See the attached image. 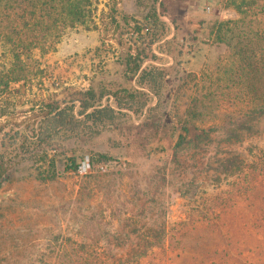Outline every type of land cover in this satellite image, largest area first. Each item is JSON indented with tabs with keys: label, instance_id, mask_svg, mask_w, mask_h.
Returning <instances> with one entry per match:
<instances>
[{
	"label": "rangeland",
	"instance_id": "374dc122",
	"mask_svg": "<svg viewBox=\"0 0 264 264\" xmlns=\"http://www.w3.org/2000/svg\"><path fill=\"white\" fill-rule=\"evenodd\" d=\"M117 1L120 11L142 24L155 11L158 20L148 19L157 24L158 38L140 69L156 71L161 83L141 89L146 98L140 108L92 138L66 144L79 164L76 172L41 182L20 169L2 183L0 264L74 263L66 254L80 245L125 255L142 230L159 226L173 237L177 223L196 215L203 200L230 198L233 179L219 172L228 151L249 159L252 149H264V117L254 131L230 142L224 134L226 117L241 102L234 80L223 72L229 53L215 32L219 22L239 19L237 11L226 0ZM103 34L67 30L41 62L59 65L71 85L86 86L85 75L116 79L123 73L120 48L101 45ZM216 187L222 192L212 195ZM153 253L161 255L157 248Z\"/></svg>",
	"mask_w": 264,
	"mask_h": 264
},
{
	"label": "trees",
	"instance_id": "16d2710c",
	"mask_svg": "<svg viewBox=\"0 0 264 264\" xmlns=\"http://www.w3.org/2000/svg\"><path fill=\"white\" fill-rule=\"evenodd\" d=\"M226 3L240 15L219 22L215 32L229 53L223 72L234 80L241 102L225 120L230 142L243 131H254L264 117V0ZM148 18L158 20L153 11L142 24L120 11L117 0H0V186L20 169L41 182L76 172L79 164L66 144L99 134L144 104L142 88L159 87L156 71L140 69L158 38L157 24ZM79 27L104 32L101 45L120 48L123 73L118 78L85 75L87 85L76 86L66 82L56 63L42 64L66 31ZM228 152L219 172L233 179L230 198L203 200L196 215L177 223L173 237L163 226L142 230L125 255L80 245L66 254L77 262L66 264H264V149H252L249 159ZM221 192L216 187L212 195Z\"/></svg>",
	"mask_w": 264,
	"mask_h": 264
}]
</instances>
